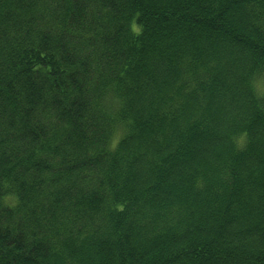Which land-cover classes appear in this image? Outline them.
Instances as JSON below:
<instances>
[{
    "label": "trees",
    "instance_id": "trees-1",
    "mask_svg": "<svg viewBox=\"0 0 264 264\" xmlns=\"http://www.w3.org/2000/svg\"><path fill=\"white\" fill-rule=\"evenodd\" d=\"M0 264H264V0H0Z\"/></svg>",
    "mask_w": 264,
    "mask_h": 264
}]
</instances>
